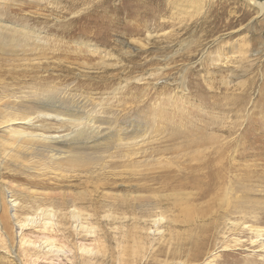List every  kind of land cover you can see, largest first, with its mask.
I'll return each mask as SVG.
<instances>
[{"label":"rangeland","instance_id":"374dc122","mask_svg":"<svg viewBox=\"0 0 264 264\" xmlns=\"http://www.w3.org/2000/svg\"><path fill=\"white\" fill-rule=\"evenodd\" d=\"M258 10L252 0H1L0 19L37 34L11 38L2 32L9 47L0 48V121L14 118L5 90L26 102L39 90L50 103L60 100L58 105L77 106L85 118H96L100 131L88 132L101 137L102 148L118 132L135 141H128L134 145L129 157L112 148L118 152L100 169L80 173L6 138L15 130L51 135L69 129L66 122L40 117L0 128L6 140H0V221L14 251L8 257L0 239V264L29 261L13 214L21 220L38 207L71 206V197L104 222L110 251L104 264H117L124 234L128 254L152 248L146 253L150 264L187 263L195 255L193 244L207 235L215 264H264L249 230L264 229V14ZM218 54L222 59L214 63ZM203 136L205 146L190 147L191 138ZM219 148L229 150L223 174L233 195L221 188L225 193L192 201V222L179 223L184 213L173 206L176 194L196 190L175 188L176 177L200 161H189L196 151L206 158ZM116 213L129 216L118 230L107 219ZM156 215L166 217L164 234L147 239L150 216ZM194 263L200 264H188ZM54 264L69 263L60 258Z\"/></svg>","mask_w":264,"mask_h":264},{"label":"bare ground","instance_id":"6f19581e","mask_svg":"<svg viewBox=\"0 0 264 264\" xmlns=\"http://www.w3.org/2000/svg\"><path fill=\"white\" fill-rule=\"evenodd\" d=\"M252 2L256 3L259 9L258 11L264 14V0H252ZM17 11L20 12V8L16 9L14 12ZM11 24L13 25L12 28ZM28 29H30V31H28ZM28 29H26V27L21 28L17 24H13L9 21H3V19H0V48L4 47L3 49H8L9 47L8 36H6L7 33H11V38H13V36H15L16 34L30 35L34 33V35L31 36H36L37 32L35 30H33L32 28ZM2 32L7 33L3 34ZM221 59L222 56L218 54L214 57V63L220 62ZM5 96L9 98L4 102L6 109L14 112V118L1 120V129L3 126L7 128L8 126H6V124L8 125L10 121L14 122V124H20V120L26 121L22 124L29 125L34 120L39 119L40 117H44L49 121L53 120L55 121L54 123L59 124H64V122H66L67 125H69V129L66 128L67 130H56L51 135H45L44 133L39 132L28 133V131L20 132V130H15L13 133L11 132V136L6 137L10 142V139L15 140V142H12L14 145L20 146V144H26L24 146H26L25 148L27 150H31L34 153L40 154V156L45 157L47 160L57 165L58 167H65L66 170L68 169L72 172L78 170L80 173H87L91 172L92 170L96 171L97 169H100L104 163L107 162V158L111 159L112 156L116 152H118L116 150L122 151L119 154L129 157L131 149L134 146L128 143V141H135V139L131 137L132 135L127 136L123 134V132H118L107 142L109 147L102 148L101 145L98 144V139H100L101 137L96 136L95 138L92 136L94 135V132H88L89 130L97 132L100 131L99 126L101 125H98L99 121L96 120V118H93V116H89L88 119L85 118V114L79 112L80 108L77 109V106L71 108L73 105L70 107L65 104L58 105L57 103L60 100L55 101L54 103H50L49 100H53L51 98H48L45 94H42V92H40L39 90L35 91L30 97H28L30 100L29 102L24 101V97L17 95V93L15 92H9L8 90H5ZM70 110H72L73 112H70ZM20 112H25V115L21 119ZM74 138H83V141L82 143H78L79 139L75 141ZM194 138H191L193 141L191 140L190 145L193 146L190 147L205 146L204 143H200L202 141L205 142L204 136L198 137L197 140H194ZM0 140L2 143H6L5 139L0 138ZM112 148L116 150H114V152H111V150H113ZM223 149L224 148H219L217 150L215 149L213 154L211 153L206 158L203 153H200V151H196L195 155L192 157L188 156V158L190 157L189 161L191 160V162H193V160L195 159H200V161L198 160L197 163L195 162V164L187 166L185 173H182V175L176 177L177 180H175L176 183L174 184L177 185H173L177 189L180 188L181 191L184 189H192L194 191L196 190V194L191 193L187 195V197H184V195L181 196V193L176 194V199L174 200L175 203H173V206H179L181 208H179L181 212L184 213L183 219L180 220L179 223L190 224L192 222V219L194 217H192L190 212L192 211L191 207H195L192 201H199L207 197H212L216 190H220L221 193H225L224 191H226L227 189L225 188V186L228 181L225 183L223 174L225 172L224 165L226 163V159H224V157L228 155L229 150L227 151L226 149V151L223 152ZM91 151H93V153ZM240 157L242 156L240 155ZM221 188H223L224 191ZM243 188L244 187L241 188V191L243 190ZM225 194L226 196L233 195V191L229 193H227L226 191ZM118 197L119 199L122 198V196L120 195ZM238 199L239 197H235L236 201ZM68 200L71 206H66L65 203H63L59 207L51 206L45 209L38 207L36 212L34 211L35 213L33 215H26L24 218L22 217L23 219L21 220L18 219L16 214H13L11 216L12 218L9 217L13 220V222L16 223L17 229H19L20 231L18 235V243L21 247L25 248V251L29 254L27 255L29 256V261L27 260L28 262L26 264H40V262L43 261L54 264V260L60 258H62V260H65L69 264H78L79 260L82 264H94L93 261L95 258H101V264H104V262L110 259L108 254V252L110 251L108 250V244L106 243L107 236L105 235L104 230H102L101 228L102 223H104L102 222L103 220L97 219V217L95 218V214L86 211L85 209H79L76 203H74V198L71 197ZM138 200H140L139 197ZM116 214L113 218L109 216L107 219L108 223H112L113 225H115L116 230H118V225L121 224L122 220L124 221L129 218V216L124 215L123 217V215L120 214L123 217L121 218L119 217V214ZM142 215L140 218H145ZM150 218L151 222H149L152 223V227L147 229L148 233L146 234V238L148 239V236L151 234H158V236L160 234L161 236H163L164 232L161 230V226L164 224L163 222L166 217L164 218L163 215H156L150 216ZM1 221L0 239L1 243H5V247L7 245L6 249L3 250L8 257H13L14 251L11 247L12 245L10 246L8 237H6L5 235L6 230L4 228V223H2ZM137 223L139 225V222ZM175 223L177 224L176 221ZM144 225L146 226L147 223H144ZM145 226H140L142 232H146L145 228H143ZM28 230L32 233L26 234L25 232H27ZM249 230L250 232H252V234L255 235L257 239L256 242H258L264 258V229L250 226ZM137 233L138 232L136 231V234ZM66 235H73L76 240L75 238L74 241L69 240L65 237ZM209 237L210 236L207 235V237H205L202 241L193 244L195 251V255H193L194 258H191L189 256L185 260V262L187 263L183 264H188L190 262H200V264H215L214 259L210 260L211 255L207 253V250L210 247L209 241H207ZM125 238L126 234H124L122 242L118 243L120 245L122 244L123 247L121 248V253L117 257V264H141L142 262H144V264H150L151 260L146 257V253L149 249L152 248L149 247V249L146 250L145 253H143L144 251H142L141 255L140 253H137L135 248H133V250L130 249L131 254H128V242ZM33 239H40L41 241L37 242ZM138 239H140L139 242H141L144 237ZM141 245H143V247H145V245L147 246V244L145 243H142ZM179 248L180 249H178V256L180 260L181 255L184 254V249L183 247ZM118 249L119 248H117V250ZM127 256H130L131 260H125L124 258ZM151 257L152 260L156 261V257ZM180 263L182 264V262Z\"/></svg>","mask_w":264,"mask_h":264}]
</instances>
